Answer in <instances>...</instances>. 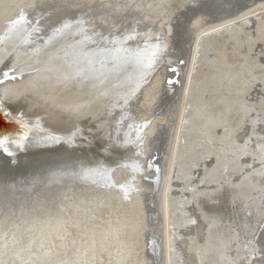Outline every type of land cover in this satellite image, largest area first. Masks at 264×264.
<instances>
[{
	"label": "water",
	"instance_id": "1",
	"mask_svg": "<svg viewBox=\"0 0 264 264\" xmlns=\"http://www.w3.org/2000/svg\"><path fill=\"white\" fill-rule=\"evenodd\" d=\"M209 1L0 0V264H152L166 120Z\"/></svg>",
	"mask_w": 264,
	"mask_h": 264
},
{
	"label": "bare ground",
	"instance_id": "2",
	"mask_svg": "<svg viewBox=\"0 0 264 264\" xmlns=\"http://www.w3.org/2000/svg\"><path fill=\"white\" fill-rule=\"evenodd\" d=\"M241 1L211 0L197 6L191 27L188 41L198 28L204 33L194 55L171 181L163 198L171 226L170 264H251L253 237L264 236V141L234 143L245 133L246 121L250 128L259 121L264 126V19L251 20V14L210 31L202 27L207 14L231 13ZM261 9L264 14V6ZM243 10L230 18H240L248 11ZM257 88V105H248ZM172 101L167 132L177 108ZM258 108L261 116L249 117ZM243 160L255 161L256 168L244 172ZM161 235L155 230L156 245Z\"/></svg>",
	"mask_w": 264,
	"mask_h": 264
},
{
	"label": "rangeland",
	"instance_id": "3",
	"mask_svg": "<svg viewBox=\"0 0 264 264\" xmlns=\"http://www.w3.org/2000/svg\"><path fill=\"white\" fill-rule=\"evenodd\" d=\"M245 1H247V2H245ZM260 3L264 4V0H260V1L259 0H249V1L248 0H242L240 3L238 2L237 7L231 13L219 14L217 17H213L209 13V14H207V17H206V23L207 24L206 25L203 24L202 27H209V28H207V31H210L212 29L219 28V26L225 25L229 22H233L234 20H239V19H242L244 17L250 16L251 14H252L251 20H255L257 18H260V19L263 18L264 19L263 9L257 10L258 8H261L264 6V5L259 6ZM243 9L245 11L246 10H248V11L246 13H244L240 18H237V19H231L230 18L232 16L235 17L237 14L242 12ZM256 13H257V15L258 14L259 15L257 16ZM221 16H223V17H221ZM228 19H231V20L227 21ZM225 21H227V22H225ZM203 33H204V30L198 28L196 30V32L192 35L190 40L187 42L186 50L184 53V58H183V61L181 64V74L178 75V79H177V83L175 86L173 99H172V100H174V102L177 103V108H176V111L174 113V116L172 117L173 119L171 120L172 126L170 128V131L167 132V128H165V138H164V148H163V158H162V168H161V179H160V189H159V199H158V209H157V219H156V230L160 231L162 233V235L157 236V242H158L157 245L154 242V247H156L155 249L157 251L153 250V260H152V263H156V264H170V259H169V245H170L169 233H170L171 226L169 224L170 218H169L168 211L165 208L163 198L165 197V195L167 193V187H168L167 185H170V181H171L170 177H171V172H172L173 165H174V157H175L178 137H179L180 130L182 128V119H183V115H184V110L186 108L185 100L187 97L186 93L189 90L188 82H189L190 75L192 74L191 72H192V67L194 64V55L196 52V48L198 46L197 44L201 39L200 38L201 34H203ZM260 50H261L260 48L257 49V51H260ZM259 92H260V90L257 88V89H254L250 93L249 97L247 98V104L248 105H251V104L254 105V102L256 101V98H257ZM263 92H264V90L261 93L262 95H264ZM172 103H173V101H171V106H172ZM255 104L257 105L256 102H255ZM169 110H171V108ZM256 111L254 114L250 115L249 117H253V119L255 120L257 118L256 116H261V112H259L260 108H258ZM248 122L246 121L245 125H244L247 127V128L245 127L246 128L245 133H243V135L241 137L236 136L234 138L235 144H238V143L249 144L250 142L260 143V142L264 141V126H261L262 125L261 121H259V123L254 126L255 128H253V127L250 128L249 125H247ZM254 124H256V123H254ZM221 134H222V132L219 131L218 136L220 137ZM249 135H250V137L247 139V136H249ZM256 135H257V137H256ZM246 140H248V141H246ZM241 163L243 164L242 169L244 172L249 173L251 170L256 168V163L253 160L252 161L248 160V162L246 160H243V161H241ZM247 163H248V165H247ZM234 179H235L234 182H236L238 180V177H236ZM160 199H161V202H160L161 204L159 205ZM162 200H163V202H162ZM192 225H194V224L192 223ZM195 228L198 229L197 224L195 225ZM196 234H197L196 238L199 239V234L197 232H196ZM189 236L194 237L193 234L192 235L189 234L188 237ZM261 246H264V236L263 235L261 236L259 234V235H257L256 241L254 242V247L259 248ZM259 258H260L259 253H257V255L255 257H252L250 259V260H252L251 264L254 263L255 260H258ZM186 263H187V261H186ZM188 264H192L191 261H188Z\"/></svg>",
	"mask_w": 264,
	"mask_h": 264
},
{
	"label": "snow or ice",
	"instance_id": "4",
	"mask_svg": "<svg viewBox=\"0 0 264 264\" xmlns=\"http://www.w3.org/2000/svg\"><path fill=\"white\" fill-rule=\"evenodd\" d=\"M20 19H24L23 16L20 17ZM39 23V22H38ZM60 23L59 19H53L51 21V26L55 27L57 24ZM183 36V29L181 27V22L179 20V18L177 19L176 25H175V38L176 40L179 42L182 39ZM172 71H175V69H172ZM4 76L8 77V73L4 72L3 73ZM10 79H13L14 77H8ZM3 81H0V83H2ZM11 115V113L9 111H4L3 112V117L5 122L7 123H13L12 120L8 119L9 116ZM18 133H21V129H17ZM29 136V132L26 128V126H22V133L19 134V139L18 140H12L11 142L14 144H17V146H20V142L27 140ZM9 139H10V134L7 132H0V152L3 153L4 156L6 157H13L14 153L11 152L8 147L7 144L9 143ZM58 139V138H56ZM193 223H195V221H193ZM256 238L253 237V240H255ZM257 253H259V259L254 261V264H264V246H261L259 248H253L252 249V256L255 257L257 255Z\"/></svg>",
	"mask_w": 264,
	"mask_h": 264
}]
</instances>
